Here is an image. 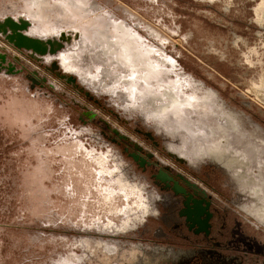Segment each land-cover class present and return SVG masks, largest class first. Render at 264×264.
Segmentation results:
<instances>
[{
	"label": "rangeland",
	"instance_id": "obj_1",
	"mask_svg": "<svg viewBox=\"0 0 264 264\" xmlns=\"http://www.w3.org/2000/svg\"><path fill=\"white\" fill-rule=\"evenodd\" d=\"M86 4L87 19L130 26L184 92L212 90L240 126L264 137V0ZM24 7L0 0V21L27 18L39 37ZM48 39L65 57L90 50ZM70 64L18 50L0 32V264H264V226L240 208L236 180L180 159L170 135L120 99L121 85L101 88L84 57ZM88 68L90 83L80 81L76 69ZM160 169L206 190L208 236L189 230L185 199L155 179Z\"/></svg>",
	"mask_w": 264,
	"mask_h": 264
},
{
	"label": "bare ground",
	"instance_id": "obj_2",
	"mask_svg": "<svg viewBox=\"0 0 264 264\" xmlns=\"http://www.w3.org/2000/svg\"><path fill=\"white\" fill-rule=\"evenodd\" d=\"M24 2L22 12L39 24L40 36L31 34L33 23L27 18L20 19L31 23L24 34L59 42L46 37L57 31L50 36L65 43L66 49L88 47L87 55L81 52L80 56L60 57L64 66L71 65L76 57H84L97 70L94 79H98L101 88L112 92L121 85L120 99L125 103L136 101L143 115L170 135L169 145L176 156L186 162L203 161L226 170L238 186L245 185L239 189L243 202L249 196L264 194V185L261 193L258 191L260 182L264 183V137L240 126L235 115L218 103L212 90L199 87L196 89L202 90V94L193 88L189 94L184 92L182 82H176L179 78L170 79L165 62L152 58L154 49L146 46L144 39L125 22L115 21L111 16L87 19L86 0H77L75 5L59 0ZM57 54L41 57L53 58ZM91 69H76L80 81L90 83ZM240 208L264 226L262 216Z\"/></svg>",
	"mask_w": 264,
	"mask_h": 264
},
{
	"label": "water",
	"instance_id": "obj_3",
	"mask_svg": "<svg viewBox=\"0 0 264 264\" xmlns=\"http://www.w3.org/2000/svg\"><path fill=\"white\" fill-rule=\"evenodd\" d=\"M31 23L29 21H16L13 18H6L0 24V32H2L8 41L18 50L25 49L33 53L45 56L48 53L55 54L59 51L62 44L57 41H43L38 38H33L25 35L24 32L29 29ZM11 31V34L9 33ZM130 156L139 163L141 167L146 164V160L138 154H130ZM157 181L165 184L167 189H171L176 195H181L185 198L184 208L180 212L181 217L186 218L189 230H193L195 234H210L211 219L213 217L210 211L211 202L208 199L206 190L200 188L196 183H192L182 176L175 178L167 170L160 169L154 175ZM187 187L193 190V193L188 192Z\"/></svg>",
	"mask_w": 264,
	"mask_h": 264
},
{
	"label": "crops",
	"instance_id": "obj_4",
	"mask_svg": "<svg viewBox=\"0 0 264 264\" xmlns=\"http://www.w3.org/2000/svg\"><path fill=\"white\" fill-rule=\"evenodd\" d=\"M243 185V184H242ZM240 185L238 186L239 189H243V186L245 185ZM264 185V183L260 182V188L258 189V191L261 193L260 190H262V186ZM255 189H257V187H255ZM240 195H242L241 191H240ZM249 199L246 198V200H244L243 202V199L240 198V202H239V205L246 209L247 211L255 214L256 216L258 217H261L262 219H264V194H258V195H255L252 196V197H248ZM246 207H245V206ZM253 209V211H252ZM263 214V215H262Z\"/></svg>",
	"mask_w": 264,
	"mask_h": 264
},
{
	"label": "flooded vegetation",
	"instance_id": "obj_5",
	"mask_svg": "<svg viewBox=\"0 0 264 264\" xmlns=\"http://www.w3.org/2000/svg\"><path fill=\"white\" fill-rule=\"evenodd\" d=\"M261 15H262V17L261 18H263L264 17V9H262L261 10ZM31 29V28H30ZM49 37H51V36H49ZM66 50H68V49H66ZM65 50V51H66ZM61 52L60 51H58V54L56 55V57H62L63 56V54H60ZM64 53V52H63ZM65 57V56H64ZM259 92L261 93V97L264 99V89L263 88H261V89H259ZM170 147H171V145H169ZM169 147V148H170ZM172 150V149H171ZM173 151V150H172ZM188 163H190L191 165H193V166H199L200 164H204V163H206V162H199V163H192V162H188ZM187 190H188V192H190V193H193V190L192 189H190V188H188L187 187ZM185 199V198H184Z\"/></svg>",
	"mask_w": 264,
	"mask_h": 264
}]
</instances>
